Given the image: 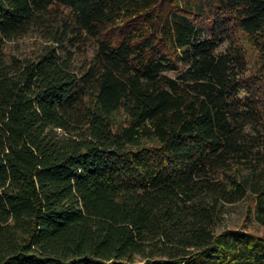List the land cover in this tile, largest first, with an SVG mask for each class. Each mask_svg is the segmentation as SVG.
<instances>
[{"label":"trees","instance_id":"1","mask_svg":"<svg viewBox=\"0 0 264 264\" xmlns=\"http://www.w3.org/2000/svg\"><path fill=\"white\" fill-rule=\"evenodd\" d=\"M261 128L264 0H0V264H264Z\"/></svg>","mask_w":264,"mask_h":264},{"label":"rangeland","instance_id":"2","mask_svg":"<svg viewBox=\"0 0 264 264\" xmlns=\"http://www.w3.org/2000/svg\"><path fill=\"white\" fill-rule=\"evenodd\" d=\"M39 41L40 38L33 34L21 36L9 43L8 52L18 56L31 55L37 50ZM228 47L229 44L224 42L217 50L226 51ZM88 52H91V48L88 49ZM249 65L253 66L252 58L249 59ZM167 74L173 75L172 72H167ZM261 130L264 132V128H261ZM251 209L252 205L247 199L225 205V207H223L222 219L216 226V231L226 228H244L250 231L264 232V228L258 225L253 219L252 212L250 211Z\"/></svg>","mask_w":264,"mask_h":264}]
</instances>
